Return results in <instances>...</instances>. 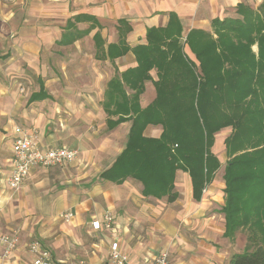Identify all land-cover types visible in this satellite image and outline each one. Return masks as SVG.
Instances as JSON below:
<instances>
[{
  "label": "crops",
  "instance_id": "0c3cea01",
  "mask_svg": "<svg viewBox=\"0 0 264 264\" xmlns=\"http://www.w3.org/2000/svg\"><path fill=\"white\" fill-rule=\"evenodd\" d=\"M261 1L0 0V236L17 233L20 238L8 260L2 255L0 242V264L29 263L32 253L28 243L34 238L50 250L57 264H69L67 254H56L45 242L48 229L62 221L60 229L77 233L89 218L88 232L99 235V241H92L93 254L87 253L85 262L107 264V248L114 233L110 231V237L105 233L109 230L93 226L107 212L114 215L119 243L130 264H152L154 255L164 249L158 248L161 241L157 230L166 233L162 244L171 248L169 264H225L229 260V254H234L231 246L235 236L225 234V167L215 172L200 199L194 197L191 177L183 170L176 173L177 197L173 200L145 195L143 184L132 177L122 183L104 179L101 172L126 147L132 124L125 120L111 128L110 120H117L119 115L109 114L104 102L111 79L137 66L133 47L147 43L149 27L166 26L171 12L178 16L186 36L192 28L211 30L216 17H239V3L257 7ZM126 46L130 49L125 53L114 57L109 53ZM185 49L196 60L188 45ZM151 74L157 79L156 69ZM131 91L127 88V93ZM155 95L153 81H146L141 106H147ZM17 115L22 117L20 125L13 120ZM28 123L44 131L53 126L58 132L56 138H67L69 145L55 146L54 138L43 137L38 140L40 148L65 145L78 151L77 160L72 162L76 168L71 171L73 184L63 183L59 189L55 183L52 187L35 174L43 167L37 166L21 188L9 187L15 129L21 126L31 131L25 126ZM161 132V125L152 124L144 131L156 137ZM30 176L32 180L26 183ZM42 181L50 187L45 189ZM81 193L85 195L81 197ZM211 194H222L221 200H210ZM184 199L186 207L180 204ZM68 211L73 214L69 220L64 217ZM174 216L185 223L179 234ZM38 233L44 238L34 236ZM75 233L73 237L79 239ZM58 247L55 242L54 250Z\"/></svg>",
  "mask_w": 264,
  "mask_h": 264
},
{
  "label": "trees",
  "instance_id": "16d2710c",
  "mask_svg": "<svg viewBox=\"0 0 264 264\" xmlns=\"http://www.w3.org/2000/svg\"><path fill=\"white\" fill-rule=\"evenodd\" d=\"M237 12L239 17H216L211 30L192 28L186 36L175 12L166 26L148 28L147 43L133 47L137 66L108 84L104 107L119 115L111 128L125 120L132 124L126 147L100 176L116 183L132 177L145 195L173 200L176 173L183 170L200 199L221 166L212 149L216 133L231 127L224 140L225 234L232 238L242 229L248 244L230 264H264V0L257 8L239 3ZM148 80L156 95L142 107ZM149 124L162 126L160 136L145 135Z\"/></svg>",
  "mask_w": 264,
  "mask_h": 264
},
{
  "label": "built area",
  "instance_id": "2783aa9c",
  "mask_svg": "<svg viewBox=\"0 0 264 264\" xmlns=\"http://www.w3.org/2000/svg\"><path fill=\"white\" fill-rule=\"evenodd\" d=\"M15 134L11 173L7 178V183L12 190L21 188L33 168L37 166H60L73 162L78 158V151L65 145L48 149L40 148L36 135L24 127L17 126ZM72 216L71 212L64 214L67 220ZM93 226L95 229L105 228L114 233L109 246L110 256L107 264H130L129 256L122 250L119 243L114 215L111 212H107L103 220H95ZM19 241L20 238L17 233H3L0 236L4 258L7 260L11 258L18 247ZM28 246L32 253V259L27 264H57L50 250L43 246L38 239L30 240ZM169 257V250L162 249L154 255L152 264H169Z\"/></svg>",
  "mask_w": 264,
  "mask_h": 264
},
{
  "label": "rangeland",
  "instance_id": "374dc122",
  "mask_svg": "<svg viewBox=\"0 0 264 264\" xmlns=\"http://www.w3.org/2000/svg\"><path fill=\"white\" fill-rule=\"evenodd\" d=\"M253 50L255 52H257V45L256 44L253 46ZM154 88H155V86H154ZM155 93H156V91H155ZM27 110L30 112L32 111V108L30 105L27 106ZM27 118H30V114H27ZM13 120L15 121L16 124H19V125L22 124V123H20L22 120V117L20 115L13 116ZM25 126L31 127V131L36 135L38 140L42 139L43 137L54 138V141L52 143L55 144V146L61 145V144L68 145L67 138H56L55 133H58V132H56V129L53 128V126H51V128H48L46 131H44L43 128H41L39 126L29 125V123ZM225 129H227V131H225ZM231 132H232L231 127L224 128L223 130L217 132L216 137H215L216 141H215V144L212 148L213 151L220 158V161H221L220 167H223V168L225 167L226 161L229 158L227 155V152H226L224 140L228 135L231 134ZM220 137L223 138V141H221ZM222 142H223V144H222ZM72 164H74V163L69 162L67 164H63L60 166L39 167L36 170L35 174L38 173V175H40L41 178L49 181V185H52V187H53V185H55V183H58L60 185L59 189H62L61 186L64 185L63 183H66L68 185L74 183V181H73L74 176L71 174V171L76 170V168ZM32 174H33V172H32ZM32 174H31V176H32ZM0 175H1V173H0ZM31 176L27 180L26 183H28V181L32 180L33 177H31ZM75 180H77V179H75ZM83 181L84 180L78 179V182H83ZM42 184L45 185V189H48V187H50L44 181H42ZM68 187H70V186H68ZM84 195H85V193H81V197H83ZM221 195L222 194H218L216 197L214 195H213V197H211L212 196V194H211V195H209V199L218 201V200H221ZM98 196L99 195H96L97 198H98ZM224 200H225V197H224ZM180 204H183V206L186 207L187 206V199H184ZM177 205H178V207L176 208V211H178L179 207H180L179 204H177ZM165 211L166 210H164V213H165ZM163 217H164V214L161 215V218H163ZM160 219H158V221ZM174 219H175V223H176L175 225L177 228V234H179L182 232V228H183L185 223L178 216H174ZM65 221L67 223L69 222L67 220H65ZM90 222H91V218H89L86 221V225L90 224ZM60 223H62V221H60L59 224L57 226H55V228L50 227L48 229L50 232V235H48V237H46L48 241H45V242L50 247V249L53 250V252H55L56 254H62V255L67 254V256H69L68 257L69 258V260H68L69 264H87L85 262L87 253L93 254L92 250H91L92 249L91 243H92V241H95V240L99 241V237H98L99 235H96L95 232H91V234H89V232H88L89 228H87L86 225H84V226L81 225L80 227H79V225H74L76 227H79V228H77L79 231L77 233L72 231L71 234H68V233H65L62 229H60V227H59ZM74 233L79 237V239L76 236L73 237ZM105 233L107 234V236L109 235L110 237L113 234L110 231L109 232L107 231ZM106 234H102V235L100 234V235L105 237ZM156 234L159 235L158 240L161 241V244L159 245L158 248H160V249L164 248V249L169 250L170 255H171V248L167 244L165 246H164V244H162V240L164 238V235H166V233L163 230L162 231L157 230ZM34 236L37 238H41V239L44 238V236L41 237L39 233L37 235L34 234ZM55 242H58V244H59V247L57 250H54V248H53V244ZM232 244H233L231 246V248L233 249L232 253L242 252L245 249L246 245L248 244L247 232L242 230V229L238 230L235 233V237L232 241ZM88 245H89V248H87ZM145 245H148V243ZM109 246L110 245H108V248H107V250H108V261H109V256H110ZM229 255H228L229 256V260H228L229 262L227 261L225 264H230V259H231L233 254H229ZM170 261H171V256H170Z\"/></svg>",
  "mask_w": 264,
  "mask_h": 264
}]
</instances>
